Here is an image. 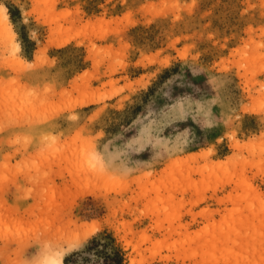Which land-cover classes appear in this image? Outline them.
<instances>
[{
    "label": "rangeland",
    "instance_id": "obj_1",
    "mask_svg": "<svg viewBox=\"0 0 264 264\" xmlns=\"http://www.w3.org/2000/svg\"><path fill=\"white\" fill-rule=\"evenodd\" d=\"M0 6V264H264V0Z\"/></svg>",
    "mask_w": 264,
    "mask_h": 264
},
{
    "label": "trees",
    "instance_id": "obj_2",
    "mask_svg": "<svg viewBox=\"0 0 264 264\" xmlns=\"http://www.w3.org/2000/svg\"><path fill=\"white\" fill-rule=\"evenodd\" d=\"M112 243L114 242V239L111 238ZM101 240H99L98 238L94 237L92 238V240L90 241V245H88V250L89 251H93L95 253L99 252L100 250H98V246L99 245H104L101 244ZM101 252V251H100ZM113 256H108L110 258V260L113 262V264H123V254L120 248H115L112 251ZM64 264H68V259L65 258L64 259Z\"/></svg>",
    "mask_w": 264,
    "mask_h": 264
},
{
    "label": "bare ground",
    "instance_id": "obj_3",
    "mask_svg": "<svg viewBox=\"0 0 264 264\" xmlns=\"http://www.w3.org/2000/svg\"><path fill=\"white\" fill-rule=\"evenodd\" d=\"M0 9L3 10V18H2V19L5 20V21L3 22V24L5 25V28L8 29V30L10 31V27H9V25H8V17H7V13L5 12L3 6H0ZM10 32H11V31H10ZM17 48H19V47L17 46ZM93 100H95V99H93ZM81 105H82V104H81ZM47 263H48V264H64L62 258L59 257V256H58V257H55V256L53 257V256H51V257L48 259Z\"/></svg>",
    "mask_w": 264,
    "mask_h": 264
}]
</instances>
